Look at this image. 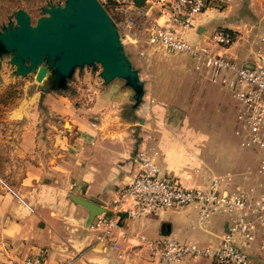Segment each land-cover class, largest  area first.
Returning a JSON list of instances; mask_svg holds the SVG:
<instances>
[{"label":"crops","instance_id":"crops-1","mask_svg":"<svg viewBox=\"0 0 264 264\" xmlns=\"http://www.w3.org/2000/svg\"><path fill=\"white\" fill-rule=\"evenodd\" d=\"M170 1L144 0L154 12ZM239 1L230 0L227 6L204 9L184 33L185 39L198 42L216 28L233 29L235 22L230 17L237 11ZM124 46L141 79L151 77L149 68L163 60L161 52H167L142 41L138 45L124 42ZM138 46L144 49L143 56L137 55ZM82 72L79 70V75ZM190 74L193 79L190 110L197 112L199 118H157L150 123L140 118L139 128L133 118L123 119V102L130 97V90L114 81L102 85L97 76L93 84L99 86L83 109L64 94L37 91L30 96L18 95L4 112V120L13 129L0 137V254L14 257L41 254L48 264H159L150 258L147 243L164 236L200 246L217 245L228 223V217L222 213L210 216L199 226L192 207L168 208L157 216L135 219L112 211L116 194L137 173L133 155L140 148L153 157L159 176L176 177L183 187L198 186L197 179H184L193 172L202 176L198 183L211 175L232 176L231 167L235 168L237 163L233 158L219 161L215 158L213 142L209 140L215 119L202 114L212 99L207 90L210 82L193 69ZM156 83L153 78L152 83L144 82L143 88H150L156 102L152 110L161 112L166 107L161 95L154 92ZM42 94L46 105L40 109L34 98L38 100ZM129 113L131 117L136 110ZM233 116L235 120V106ZM64 122L68 123L65 128ZM196 165L194 171L192 167ZM231 178L229 188L235 181L244 189L238 183L241 180ZM247 188L255 192L253 186ZM70 194L98 204L104 208L100 213L103 216L114 214L115 225L107 241L95 239L96 231L90 224H84L86 208L70 200ZM257 237L248 246H242L249 264L264 256L257 246ZM209 262L214 264L207 258L184 264Z\"/></svg>","mask_w":264,"mask_h":264},{"label":"built area","instance_id":"built-area-1","mask_svg":"<svg viewBox=\"0 0 264 264\" xmlns=\"http://www.w3.org/2000/svg\"><path fill=\"white\" fill-rule=\"evenodd\" d=\"M97 1L105 10L114 12L116 20L123 24L122 29L118 27L123 43L138 45L142 41L183 54L190 58L193 70L208 82L228 90L235 101L237 127L234 134L243 136L240 141L243 147L261 151L257 172L263 174L264 30L258 36L252 59L238 64L218 51L232 42L230 29L216 28L198 42H189L184 35L196 15L208 7L227 6L230 0H171L157 12L152 11L150 6L135 4L133 0ZM141 47L137 48L138 56L145 54ZM147 106V103L141 104L140 111H146ZM133 161L137 164V173L116 194L112 202L114 214L124 213L126 217L135 219L157 216L168 208L192 207L197 212L199 226H203L214 214L222 213L228 217L217 245L200 246L164 236L147 243L150 258L156 259L159 264H184L197 258L210 259L214 264H249L250 259L242 246H248L256 236L258 248L264 251L263 183L257 184L260 188L258 192L251 188L241 189L238 185L229 188L231 177L226 174L211 175L198 186L183 187L173 178L158 175L154 159L145 148L134 153ZM114 214L111 217L98 214L90 222L98 242H105L110 237L111 228L115 225ZM0 264L48 263L41 254L22 257L0 254Z\"/></svg>","mask_w":264,"mask_h":264},{"label":"rangeland","instance_id":"rangeland-1","mask_svg":"<svg viewBox=\"0 0 264 264\" xmlns=\"http://www.w3.org/2000/svg\"><path fill=\"white\" fill-rule=\"evenodd\" d=\"M44 1L45 0H0V24L4 23L7 17L10 16L12 10L18 7L26 9L30 13V16L35 18L38 14V7L42 5ZM108 14L114 22L117 23L118 27L122 29L123 24L116 20V14L110 10H108ZM230 19L235 22V26L232 27L233 29H230L233 32L232 42L227 47L218 49V51L225 53L236 63L242 64L243 62L252 59L254 56L258 36L260 32L264 30V0H240L237 11L232 14ZM133 31V33L137 36V32L134 29ZM229 46H231L230 49H228ZM161 53L164 54L162 58L163 60H159L158 63L153 64L152 67L149 68L151 77H144V79H140L143 84L144 82L152 83L153 78L156 79L157 83L154 87V92L156 95H161L163 98L162 100H164V106L166 107L165 110L161 112L153 111L152 106L153 104L155 105L156 102L151 95V90L150 88H143L142 100L135 109L129 108V104L132 103L131 94L127 99V102H123L124 107L123 105L122 107L125 115L123 119L133 118L137 123V120L142 118L146 120V122L150 123L157 118H199L197 112L190 110L189 105V101L192 98L191 94L193 92V79L190 74L193 68L190 58L183 54L174 52L167 51ZM98 70V66L96 67V70L83 67L81 69L83 72L79 75V70L76 69L68 81V87L62 91H55L54 93L68 95V97L76 103L75 105L81 104L80 108H85L88 105V102L90 100L92 101L89 96H91L93 91L99 86V84H93L94 80L96 81L99 79H96ZM154 73H158L159 78L155 77ZM113 81L118 82L121 85L120 87H124L122 85V81L117 79H114ZM6 87L15 89V92L18 93L17 97L23 93L30 96L37 91L47 92V90L37 88L34 85L31 75H27L25 77L10 76V67L3 63L0 68V93L5 90ZM207 90L212 99L209 101L208 107L205 106L202 114H205L206 117L209 115V119H215V124L212 127L213 129L210 128L209 132V140L213 142V152L215 158H217L218 161L224 159V157H228L230 159L233 158L234 162L237 163V166L235 168L234 166L231 167L233 169L230 171L232 173L231 175L234 179L241 180V182L238 183H240L244 189L250 185L255 188L256 192L260 189L257 186L259 182L264 185V173L259 174L257 172L258 160L261 151L255 148L243 147L240 144L243 136H237L234 134V130L237 127L233 116L235 105L228 92L225 89L220 88L219 85L213 83H207ZM145 95L148 97H144ZM42 96L43 94L38 100L34 98V101L37 104L39 103L40 109L44 108L46 105ZM151 98L153 101L149 103L148 101H150ZM143 103L148 104L146 111H140V105ZM7 106H0V137H2L8 129L12 128L9 127L8 123L4 120V112ZM128 109L132 112L133 110H136V113L130 117L129 114L131 113L126 111ZM201 120L205 119L201 118ZM63 127L65 128L66 125L64 124ZM135 127L139 128L140 126L137 123ZM43 130L44 127H42L40 131L43 132ZM192 168H194L195 171L198 168V165ZM198 176H196L193 172V175L185 176L184 179L202 180V176ZM167 177L179 181L176 177ZM198 181L195 182L196 185H200L203 182L200 181L201 183H198ZM233 185L239 186V184L235 181L233 182ZM250 264H264V256L252 260Z\"/></svg>","mask_w":264,"mask_h":264},{"label":"water","instance_id":"water-1","mask_svg":"<svg viewBox=\"0 0 264 264\" xmlns=\"http://www.w3.org/2000/svg\"><path fill=\"white\" fill-rule=\"evenodd\" d=\"M133 1L147 6L144 0ZM3 63L10 67V76L31 75L37 88L51 92L66 89L76 69L98 66L102 85L117 79L131 91L129 108L135 109L142 100L138 70L118 26L97 0H45L35 18L24 8L12 10L0 24V68ZM68 197L86 208V226L104 211L85 198Z\"/></svg>","mask_w":264,"mask_h":264},{"label":"trees","instance_id":"trees-1","mask_svg":"<svg viewBox=\"0 0 264 264\" xmlns=\"http://www.w3.org/2000/svg\"><path fill=\"white\" fill-rule=\"evenodd\" d=\"M106 11L108 12V10L106 9ZM232 36H233V32H232ZM17 92H15V89H11V88H5V90H3L0 93V106L5 107L7 105H9L13 99H15L17 97Z\"/></svg>","mask_w":264,"mask_h":264}]
</instances>
